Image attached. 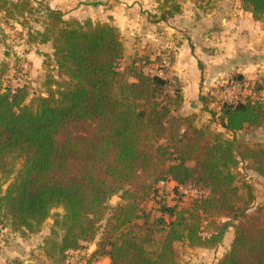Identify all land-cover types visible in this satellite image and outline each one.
Here are the masks:
<instances>
[{
    "label": "trees",
    "instance_id": "1",
    "mask_svg": "<svg viewBox=\"0 0 264 264\" xmlns=\"http://www.w3.org/2000/svg\"><path fill=\"white\" fill-rule=\"evenodd\" d=\"M239 2L264 22V0ZM35 3L0 0L8 21L36 16L40 28L28 27L29 47L52 50L35 82L0 88V231L28 239L52 218L36 258L65 264L67 252L96 240L109 199L122 193L124 204L112 209L99 241L109 264H184L179 246L214 249L229 228L234 239L217 264H264V211L255 206V188L237 172L246 164L264 180V143L238 139L264 130V98L223 101L211 113L220 132L199 128L193 117L173 115L183 105L180 86L171 90L172 80L138 69L139 56L136 68L121 67L125 46L116 26L67 20ZM156 3L152 22L182 13L179 0ZM36 81L41 88L33 95ZM166 182L205 195L189 209L158 202L163 216L143 212L140 204ZM60 208L63 216L53 217ZM204 221L212 227L209 236L202 233Z\"/></svg>",
    "mask_w": 264,
    "mask_h": 264
},
{
    "label": "rangeland",
    "instance_id": "2",
    "mask_svg": "<svg viewBox=\"0 0 264 264\" xmlns=\"http://www.w3.org/2000/svg\"><path fill=\"white\" fill-rule=\"evenodd\" d=\"M15 1V0H12ZM35 1V0H34ZM36 6L41 4L43 7L46 4L35 1ZM183 9L189 11L188 15L189 22L192 23L196 17L202 19V22L207 24L208 22H213L212 17L215 16L222 17L224 14L230 13V9L237 10L240 8L241 3L239 0H179ZM153 5L157 8L156 0H154ZM238 7V8H237ZM228 8V9H227ZM216 9V10H215ZM57 10V9H56ZM231 10V11H232ZM67 12L65 14V18L67 20H77L70 19L71 13ZM69 17V18H68ZM94 19H91L95 22L99 21L101 16L99 14L94 16ZM147 17H151L149 14ZM36 16L26 17L22 20L18 21H7L4 14L0 13V88H6L10 86L13 90V87L17 86L15 84L16 80L21 74L22 65H19V58L17 57V53L22 52L23 47V39L22 37H26L27 41L29 40V28L31 27L33 30H37L40 28V24L35 22ZM6 19V20H5ZM89 19V18H87ZM102 19V18H101ZM86 19H81V22H84ZM150 21L152 19L150 18ZM29 27V28H28ZM156 34H158V38L150 40V45L155 46V52L152 49H145L141 52V55H138L139 61L136 64V67L140 70H143L146 74L149 75H158L164 79L172 80L171 90H174L176 87L181 88L182 85L177 77L175 76H167L168 70L166 69V65L162 61V57L168 58V56L174 53L165 52L170 49L165 47L164 41L166 38L162 31L157 30ZM202 34V33H201ZM202 36V39L196 41L192 39L190 35H186V37L193 43H188L190 46L187 48L188 51H192L193 57L197 60V68L201 69L202 73L205 71V63L203 65V61L198 59L197 56L205 55V58H208V61H205L206 64L210 62L213 66L217 64L215 62L216 51L219 48L218 44H222V39H215L214 42L216 44V48L214 45H210V32L207 30ZM178 34V38H180ZM7 39V40H6ZM25 39V38H24ZM123 40V39H122ZM177 40V39H176ZM124 42V41H123ZM126 42V41H125ZM175 44V43H174ZM201 52L198 53L197 49ZM224 48V47H222ZM246 48V46H245ZM245 48H241L244 50ZM132 47L127 45L125 48V59L122 62L121 67L123 69H132L133 65V56L131 55ZM216 50V51H215ZM255 51V50H254ZM148 52L152 53L155 58L151 59L150 62H146V58L149 56ZM245 53L248 51L245 50L241 54V58L245 59ZM158 54V55H157ZM160 54V55H159ZM195 54L197 56H195ZM169 56V57H170ZM253 56H260L258 53H255ZM264 58V55H262ZM245 57V58H244ZM45 58V57H44ZM158 58V59H157ZM171 58V57H170ZM174 58V57H173ZM150 59V57H149ZM46 58L44 59L45 62ZM168 60V59H167ZM242 60V59H241ZM27 66V65H26ZM135 66L133 68H136ZM19 68V69H18ZM195 67V70H197ZM31 80V75L29 76ZM40 77V76H39ZM257 79H253V81H245L238 83L235 80V75L226 76L224 80L221 82H216L215 85L208 89L201 90L200 93H204L203 95L197 94H188V102L184 106V93L183 96V105L179 111L174 112L173 115L182 116V117H193L195 126L201 127H210L211 130L219 131L221 128L212 121V112L218 111L220 105L223 101H232L237 102L238 100H244L247 97L258 98L262 96L264 98V74ZM192 79L193 88L195 90L200 85V80L198 79V75L194 78L189 76ZM183 83L185 84L187 81L183 77ZM221 79V78H220ZM219 79V80H220ZM35 80V79H34ZM39 80V79H38ZM131 81H135L134 77H130ZM188 80V79H187ZM29 81V79H28ZM175 81V82H174ZM178 81V83L176 82ZM35 82V81H34ZM37 82V81H36ZM41 82V81H40ZM191 82V81H190ZM38 83V84H37ZM36 84L33 83V88L30 90L33 95L36 93L39 94L40 83L39 81ZM201 86L206 87L205 79L202 77ZM28 84V83H26ZM207 85L209 83H206ZM25 85V84H24ZM23 85V86H24ZM210 86V85H209ZM262 87L263 90L258 92V88ZM238 139L241 141H252L258 143H264V130H255L242 132L238 135ZM238 178L240 182L248 183L255 188L256 192V201L255 206L261 207L264 211V180L257 176L252 170H250L246 164H240L237 169ZM7 185L2 187V190H5ZM202 194V195H201ZM205 195V192L199 191L198 189L189 188V187H178L176 183L166 182L159 183L155 185L153 190L150 192L148 198H146L141 204L140 208L143 212H152L155 216H163L159 213V205L158 202H165L169 206H178L179 209H189L192 207L193 201L197 198H200ZM124 204V200L122 199V193H118L109 199L107 206L108 209L106 211L105 217L100 223L101 230L96 237V240L91 243L84 244V247L79 251L78 257H72L69 259L66 257L65 264H104L107 261L108 256L106 253L105 247L101 246L99 243L100 237L102 235V230L107 223L108 219L111 216L112 209L116 206ZM59 212H63L62 208L58 209ZM167 219V217H165ZM53 219H49L45 224L43 231L38 234L31 236L27 240H23L20 235L14 232H11L9 228H4L0 231V264H10L13 260L19 259L24 264H42L38 262L36 258L39 254V246L42 245L41 239L49 234L50 227L53 224ZM219 222L225 221V219L218 220ZM209 221L203 222L202 233L204 236H209L211 234L210 229L212 228ZM234 228H229L224 235L223 241L214 249H205V248H188L181 247L179 249L182 252V261L184 264H217L219 260L228 252L230 249L231 243L234 239ZM69 251L66 253L68 254ZM76 253V252H75ZM35 256V257H34ZM40 256V255H39Z\"/></svg>",
    "mask_w": 264,
    "mask_h": 264
},
{
    "label": "crops",
    "instance_id": "3",
    "mask_svg": "<svg viewBox=\"0 0 264 264\" xmlns=\"http://www.w3.org/2000/svg\"><path fill=\"white\" fill-rule=\"evenodd\" d=\"M35 1L44 3L46 6L60 10L65 14L74 10L70 15V19H94V16L99 14L102 18L99 21L111 23L119 29L125 48L127 45L132 47L131 55L133 58L141 55V52L145 49H152L155 52V46H151L154 44L150 45V40L158 38V34H156L157 30L162 31V34L168 37L164 41L165 47L163 48L170 49L165 52L172 51L171 53H173L174 51L171 56L169 55L173 59L172 61H169L168 58H165V61H163L168 70L166 74L167 76H175L180 81L182 92L184 93V106L188 102L189 93L197 94L198 97L201 94V90L208 89L209 91L212 85L214 86L216 82H221L226 76H230L231 74L241 75L245 81L250 82L258 77L260 79L262 73L264 74V58L262 56L264 55V22L254 20L253 16L244 11L241 6L240 8L237 7V10L234 8L233 10L230 9V13L224 14L222 17H212L213 22H208L207 24L203 23L202 19L198 17L190 23L189 11L183 8L182 13L175 18L156 23L150 21L151 17L146 18L149 14L156 15L157 13L156 8L153 6L155 5L154 0ZM207 30L210 32V45H214L215 48L217 47V43L215 44L214 42L215 39H222V44H218L219 48L217 51L215 50V62L217 64L214 66L210 62L206 64L205 61H208V58L206 59L204 54L202 56L195 54L198 59L203 61V65L204 63L206 65L205 71L202 73L201 69L198 70L200 67L197 68V60L193 57L191 49L190 51L187 50L190 46L188 43L192 44L193 41H190L186 35H190L192 39L196 37V41L199 42L202 39L200 34L202 33L201 35L204 36ZM178 34H180V38H178ZM22 39L23 50L17 53L19 65L28 66L29 76L31 75L30 81L34 82V79L38 78L43 72L44 55L51 54V46L48 44L31 48L27 44V38L22 37ZM241 48L245 49L242 50ZM196 49L198 53H201L198 48ZM245 50L248 53H245L246 58L244 57L245 59H243L241 58V53ZM255 53H258L260 56H253ZM148 55L151 56V59L155 58L150 52H148ZM195 67L197 70H195ZM196 75H198L200 85L195 90L192 85L193 81L189 76L194 78ZM183 77L187 81L185 84L183 83ZM202 77L205 79L206 87L201 86ZM206 83L209 84L207 85ZM203 94L202 92L201 95ZM44 237L41 239V242ZM104 264H109V259Z\"/></svg>",
    "mask_w": 264,
    "mask_h": 264
},
{
    "label": "built area",
    "instance_id": "4",
    "mask_svg": "<svg viewBox=\"0 0 264 264\" xmlns=\"http://www.w3.org/2000/svg\"><path fill=\"white\" fill-rule=\"evenodd\" d=\"M28 79H29V70H28V66L25 65V66H22L21 74H19L18 79L16 80V82H14L15 84L17 83V86L13 88L17 89V88L23 87L24 84L28 83ZM75 252H70L67 257L69 259L71 258V256L78 257L79 255L78 251H75Z\"/></svg>",
    "mask_w": 264,
    "mask_h": 264
},
{
    "label": "water",
    "instance_id": "5",
    "mask_svg": "<svg viewBox=\"0 0 264 264\" xmlns=\"http://www.w3.org/2000/svg\"><path fill=\"white\" fill-rule=\"evenodd\" d=\"M34 95H37L36 93H34ZM52 216L55 218H61L63 216V212H59L58 209H55L51 212Z\"/></svg>",
    "mask_w": 264,
    "mask_h": 264
}]
</instances>
